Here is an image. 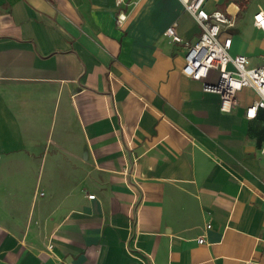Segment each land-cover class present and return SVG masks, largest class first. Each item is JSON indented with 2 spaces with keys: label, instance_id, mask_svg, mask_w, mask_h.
<instances>
[{
  "label": "crops",
  "instance_id": "crops-1",
  "mask_svg": "<svg viewBox=\"0 0 264 264\" xmlns=\"http://www.w3.org/2000/svg\"><path fill=\"white\" fill-rule=\"evenodd\" d=\"M204 7L263 62L264 0ZM174 20L197 38L180 0H0V264H264L257 93L222 111L182 72Z\"/></svg>",
  "mask_w": 264,
  "mask_h": 264
},
{
  "label": "built area",
  "instance_id": "built-area-1",
  "mask_svg": "<svg viewBox=\"0 0 264 264\" xmlns=\"http://www.w3.org/2000/svg\"><path fill=\"white\" fill-rule=\"evenodd\" d=\"M120 3L122 0H116ZM182 6L197 22L200 31L196 39L188 41L177 30V22L169 23L163 35L169 43H183L182 72L201 82L205 91L215 92L219 95V108L230 111L237 105V92L244 87L253 88L257 97L245 108V116L254 118L259 110L263 114L264 126V59L261 64L251 65L249 58L243 53H230L231 36H221L222 28L232 26L233 18L225 11L214 9L208 11L204 7L205 0H180ZM253 24L264 30V10L258 9L252 16ZM127 19V14L119 10L116 15L117 27H122ZM130 145L131 141H126ZM264 157V143L260 148ZM87 196L92 198L93 193ZM210 224H206V228ZM198 242H203L201 235ZM264 254V244L261 248ZM245 264H253V260H246Z\"/></svg>",
  "mask_w": 264,
  "mask_h": 264
}]
</instances>
